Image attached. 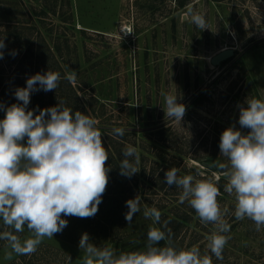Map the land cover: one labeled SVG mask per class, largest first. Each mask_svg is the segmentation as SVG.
Listing matches in <instances>:
<instances>
[{
    "label": "rangeland",
    "instance_id": "obj_1",
    "mask_svg": "<svg viewBox=\"0 0 264 264\" xmlns=\"http://www.w3.org/2000/svg\"><path fill=\"white\" fill-rule=\"evenodd\" d=\"M189 8L205 15L209 29L186 21ZM3 37L0 104L19 103L15 89L28 77L59 72L57 89L32 93L28 108L59 100L94 118L111 171L94 217H64L67 227L31 256L5 260L6 242L0 241V264H82L78 245L85 232L117 253L143 250L149 227L169 218L173 244L196 245L203 254L213 225L202 224L187 202H179L182 190L164 182L171 167L219 186L231 239L222 260L212 256L213 264H264V228L256 231L250 219L235 218V197L224 191L219 167L227 162L220 156L221 133L232 125L240 129L238 105L247 97L264 99V0H0ZM225 46L235 47L234 54L211 65L207 58ZM73 70L77 78L70 83L65 76ZM5 83L10 88H2ZM162 92L178 95L186 106L181 123L165 117ZM114 127L124 128V135H114ZM129 144L140 155V170L131 178L119 168ZM137 195L141 211L129 224L126 201ZM145 206L161 211L160 225L143 216Z\"/></svg>",
    "mask_w": 264,
    "mask_h": 264
},
{
    "label": "clouds",
    "instance_id": "obj_2",
    "mask_svg": "<svg viewBox=\"0 0 264 264\" xmlns=\"http://www.w3.org/2000/svg\"><path fill=\"white\" fill-rule=\"evenodd\" d=\"M185 19L200 30L209 29L205 15L192 8ZM4 39L0 38V59ZM76 78L74 70L65 76L70 83ZM60 79L59 72L36 73L27 78L25 87L15 89L19 103L0 104L4 112L0 119V221L5 229L0 231V241L6 242L5 260H12L14 254H34L45 238L52 239L67 227L64 217H94L107 189L111 168L98 122L81 111L73 112L59 100L44 109L28 108L32 93L56 90ZM161 95L165 117L181 123L186 106L178 102L179 96ZM238 107L240 129L248 131L245 134L235 125L223 130L219 149L227 162L219 167L227 179L224 191L235 197V218L250 219L260 231L264 228V99L247 97ZM124 132L122 127L112 129L120 137ZM122 156L120 175L131 178L140 170L139 152L129 144ZM178 173V168H169L164 182L182 190L179 202H187L202 224L213 225L203 254L196 245L178 249L173 244L169 218L160 227H149L143 250L117 253L110 246H97L88 233H82L78 245L83 250L82 264H213L212 256L222 260L231 225L217 199L219 188L211 179ZM126 207L125 220L130 224L141 211L140 196L127 200ZM143 216L153 225L161 224L162 213L154 206H145ZM25 229L30 235L22 239L18 234Z\"/></svg>",
    "mask_w": 264,
    "mask_h": 264
},
{
    "label": "water",
    "instance_id": "obj_3",
    "mask_svg": "<svg viewBox=\"0 0 264 264\" xmlns=\"http://www.w3.org/2000/svg\"><path fill=\"white\" fill-rule=\"evenodd\" d=\"M235 50H236L235 48H231V47L220 50L211 56L210 62L213 65H218L225 59L231 57L234 54ZM206 165L211 168H214L212 165H209V164H206Z\"/></svg>",
    "mask_w": 264,
    "mask_h": 264
},
{
    "label": "bare ground",
    "instance_id": "obj_4",
    "mask_svg": "<svg viewBox=\"0 0 264 264\" xmlns=\"http://www.w3.org/2000/svg\"><path fill=\"white\" fill-rule=\"evenodd\" d=\"M128 31H129V29H124V32H125L126 35L128 34ZM226 48H229V46H225V47L221 48L220 50H223V49H226ZM231 48H235V47L232 46ZM220 50H219V51H220ZM214 54H215V53H214ZM212 55H213V54H212ZM212 55H211V56H212ZM211 56H209V57L207 58L209 62H210V58H211ZM210 64L213 65L211 62H210Z\"/></svg>",
    "mask_w": 264,
    "mask_h": 264
},
{
    "label": "trees",
    "instance_id": "obj_5",
    "mask_svg": "<svg viewBox=\"0 0 264 264\" xmlns=\"http://www.w3.org/2000/svg\"><path fill=\"white\" fill-rule=\"evenodd\" d=\"M10 85H11V83H5L4 85H3V87L2 88H10ZM2 91V90H1ZM245 131V133H247V131L248 130H244ZM220 180V179H219ZM218 188H219V186H218Z\"/></svg>",
    "mask_w": 264,
    "mask_h": 264
}]
</instances>
